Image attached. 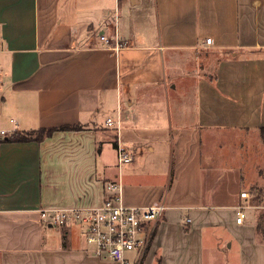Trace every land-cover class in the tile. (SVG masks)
<instances>
[{"label":"crops","instance_id":"1","mask_svg":"<svg viewBox=\"0 0 264 264\" xmlns=\"http://www.w3.org/2000/svg\"><path fill=\"white\" fill-rule=\"evenodd\" d=\"M0 73V130L78 127L0 141V264H121L41 215L99 205L115 180L127 205L166 206L129 264H264L243 165L211 143L264 140V0H0Z\"/></svg>","mask_w":264,"mask_h":264},{"label":"built area","instance_id":"2","mask_svg":"<svg viewBox=\"0 0 264 264\" xmlns=\"http://www.w3.org/2000/svg\"><path fill=\"white\" fill-rule=\"evenodd\" d=\"M101 38L107 40L105 35H101ZM207 42L211 43L212 39L208 38ZM107 124L117 125L119 130L121 119L108 117ZM5 135L8 133L0 130V136ZM132 161V152L118 143V166ZM105 188L109 195L99 205L43 209L41 215L57 226L71 223L83 226L86 241L98 258H111L121 264H129L130 255L134 253L136 260L140 262L151 246L155 225L164 216L166 206L164 202H154L146 206L127 205L122 196L121 180L108 181ZM248 196L246 191L241 192V197ZM244 209L245 206H241L237 211L238 223L245 220Z\"/></svg>","mask_w":264,"mask_h":264},{"label":"rangeland","instance_id":"3","mask_svg":"<svg viewBox=\"0 0 264 264\" xmlns=\"http://www.w3.org/2000/svg\"><path fill=\"white\" fill-rule=\"evenodd\" d=\"M224 143L227 155L242 163L244 175L248 179L245 188L251 195L246 208L247 216L257 221V216L264 213V140L261 131H217L211 134V143ZM105 155L113 159V152L105 148ZM233 155V156H232ZM228 246V245H227ZM223 244L222 248L226 249ZM226 247V248H225ZM234 251V249L232 250ZM226 255L221 252L215 264H225ZM234 261V259H232Z\"/></svg>","mask_w":264,"mask_h":264},{"label":"trees","instance_id":"4","mask_svg":"<svg viewBox=\"0 0 264 264\" xmlns=\"http://www.w3.org/2000/svg\"><path fill=\"white\" fill-rule=\"evenodd\" d=\"M78 128L77 126H61L57 128H40L33 131H14L12 134L7 135L0 139V141H28V140H44L47 137L53 135L56 131L60 130H73ZM117 148V143L115 142ZM256 233L260 240L264 241V213L257 216V221L255 222Z\"/></svg>","mask_w":264,"mask_h":264}]
</instances>
